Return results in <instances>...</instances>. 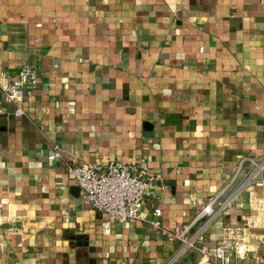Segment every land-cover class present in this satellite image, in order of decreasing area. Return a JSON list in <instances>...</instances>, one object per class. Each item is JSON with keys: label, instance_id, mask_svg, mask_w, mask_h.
Returning <instances> with one entry per match:
<instances>
[{"label": "crops", "instance_id": "1", "mask_svg": "<svg viewBox=\"0 0 264 264\" xmlns=\"http://www.w3.org/2000/svg\"><path fill=\"white\" fill-rule=\"evenodd\" d=\"M25 67L24 114L0 94V264H207L145 219L173 231L264 155V0H0L1 85ZM142 159L155 198L103 234L68 167ZM233 234L232 264H264V186L203 243Z\"/></svg>", "mask_w": 264, "mask_h": 264}, {"label": "built area", "instance_id": "2", "mask_svg": "<svg viewBox=\"0 0 264 264\" xmlns=\"http://www.w3.org/2000/svg\"><path fill=\"white\" fill-rule=\"evenodd\" d=\"M37 71L23 68L7 85L0 83L3 101L11 105L15 116H22L26 92L36 88ZM59 156L58 152L49 159ZM80 190L83 204L105 215L101 232L107 235L111 225L141 219L145 200L153 199L157 193L158 176L148 173L147 163L142 159L137 163L109 162L70 166L67 169ZM255 185L264 186V155H246L235 167V171L218 195L208 201L191 221L177 224L173 231H166L161 224V210L155 207L145 219L146 224L160 231L161 235L180 243V252L197 250L207 264H232L239 237L236 234L222 241L213 249L203 243V231L215 218L227 213L238 197ZM251 194V193H250ZM200 244V245H199ZM175 259L169 261L172 264Z\"/></svg>", "mask_w": 264, "mask_h": 264}, {"label": "water", "instance_id": "3", "mask_svg": "<svg viewBox=\"0 0 264 264\" xmlns=\"http://www.w3.org/2000/svg\"><path fill=\"white\" fill-rule=\"evenodd\" d=\"M89 264H94V261H89Z\"/></svg>", "mask_w": 264, "mask_h": 264}]
</instances>
